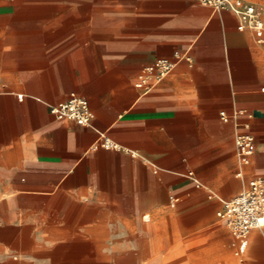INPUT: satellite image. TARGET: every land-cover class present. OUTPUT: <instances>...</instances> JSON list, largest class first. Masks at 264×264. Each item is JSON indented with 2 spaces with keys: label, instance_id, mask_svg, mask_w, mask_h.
I'll list each match as a JSON object with an SVG mask.
<instances>
[{
  "label": "crops",
  "instance_id": "crops-1",
  "mask_svg": "<svg viewBox=\"0 0 264 264\" xmlns=\"http://www.w3.org/2000/svg\"><path fill=\"white\" fill-rule=\"evenodd\" d=\"M246 1L264 20V0ZM237 24L198 0H0V264H24L61 227L103 214L127 264L156 257L143 243L161 241L169 256L193 242L189 264H264V227L238 257L214 219L264 182V43ZM175 53L191 62L148 93L135 88L144 67ZM73 94L88 126L49 112ZM238 133L254 139L243 167Z\"/></svg>",
  "mask_w": 264,
  "mask_h": 264
},
{
  "label": "built area",
  "instance_id": "built-area-1",
  "mask_svg": "<svg viewBox=\"0 0 264 264\" xmlns=\"http://www.w3.org/2000/svg\"><path fill=\"white\" fill-rule=\"evenodd\" d=\"M198 2L214 11L228 10L232 12L238 20L237 31H250L257 44L264 43V20L254 4L246 0H198ZM180 60L190 63L191 57L188 53H175L171 59H155L142 69L134 85L135 88L142 90L143 93H148L173 70ZM1 88L0 81V90ZM18 99H21V96H18ZM48 108L49 112L57 119L73 121L82 126H88L92 119L87 101L74 94L70 95L65 102ZM219 117L223 123H228L230 120L224 112L220 113ZM234 144L239 165L241 167L248 165L254 154L253 137L246 133H238L234 138ZM102 146L106 149L116 147L108 140H105ZM188 175L192 176L191 173ZM170 200L175 202L174 197H170ZM217 217L223 219L230 230L235 255L242 257L248 247L250 232L264 227L263 180L252 179L245 190L223 204Z\"/></svg>",
  "mask_w": 264,
  "mask_h": 264
},
{
  "label": "rangeland",
  "instance_id": "rangeland-1",
  "mask_svg": "<svg viewBox=\"0 0 264 264\" xmlns=\"http://www.w3.org/2000/svg\"><path fill=\"white\" fill-rule=\"evenodd\" d=\"M218 211L215 212L214 219L221 224L222 221L216 216ZM109 223L110 215L103 214L97 217L96 225L61 227L57 231V240L48 242L45 252L34 250L33 247L32 257L27 258L24 264L131 263L134 259L130 257L122 259L119 256L123 248V243L120 241V227L110 226ZM143 246L157 250L155 252L157 256L139 258V264H189L193 261L190 257L194 249L193 242L188 243L186 248L183 242H177L175 247L172 243L170 256L167 241L143 243Z\"/></svg>",
  "mask_w": 264,
  "mask_h": 264
}]
</instances>
